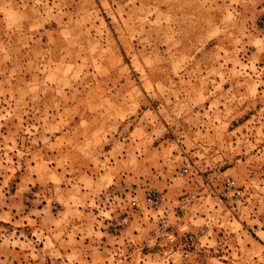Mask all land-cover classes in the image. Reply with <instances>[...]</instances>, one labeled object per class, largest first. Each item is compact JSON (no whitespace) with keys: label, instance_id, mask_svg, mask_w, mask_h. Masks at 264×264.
I'll list each match as a JSON object with an SVG mask.
<instances>
[{"label":"rangeland","instance_id":"374dc122","mask_svg":"<svg viewBox=\"0 0 264 264\" xmlns=\"http://www.w3.org/2000/svg\"><path fill=\"white\" fill-rule=\"evenodd\" d=\"M0 264H264V0H0Z\"/></svg>","mask_w":264,"mask_h":264},{"label":"built area","instance_id":"2783aa9c","mask_svg":"<svg viewBox=\"0 0 264 264\" xmlns=\"http://www.w3.org/2000/svg\"><path fill=\"white\" fill-rule=\"evenodd\" d=\"M157 197H158V195H157L156 191H150L148 193V198H147L148 202L151 204L154 203L156 201Z\"/></svg>","mask_w":264,"mask_h":264}]
</instances>
